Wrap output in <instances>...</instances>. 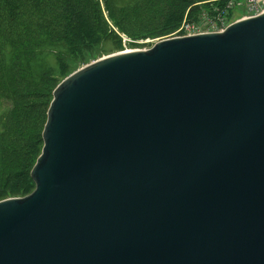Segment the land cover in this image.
Here are the masks:
<instances>
[{"label": "water", "instance_id": "1", "mask_svg": "<svg viewBox=\"0 0 264 264\" xmlns=\"http://www.w3.org/2000/svg\"><path fill=\"white\" fill-rule=\"evenodd\" d=\"M42 141L0 264H264V13L79 68Z\"/></svg>", "mask_w": 264, "mask_h": 264}, {"label": "trees", "instance_id": "2", "mask_svg": "<svg viewBox=\"0 0 264 264\" xmlns=\"http://www.w3.org/2000/svg\"><path fill=\"white\" fill-rule=\"evenodd\" d=\"M100 1L0 0V201L25 197L35 188L30 172L42 150L48 109L38 100L51 101L62 80L107 53L99 49L106 41L120 44V33L135 39L152 34L170 14L157 19L152 0L128 7ZM158 1H168L175 14L194 3ZM180 16L171 17L163 32L173 30Z\"/></svg>", "mask_w": 264, "mask_h": 264}, {"label": "rangeland", "instance_id": "3", "mask_svg": "<svg viewBox=\"0 0 264 264\" xmlns=\"http://www.w3.org/2000/svg\"><path fill=\"white\" fill-rule=\"evenodd\" d=\"M139 1L141 2L142 0H113L114 4L119 6V7H128V6L132 5L134 2L138 3ZM193 2L194 3L188 8L185 7L187 5H183L184 10H182L180 12L181 13V16L179 17L180 19L177 22L176 26L173 28V30L163 32V30L166 28L169 21L171 20V17H173L174 15H179L180 13L175 14L174 9L169 7L168 1H165L164 5H163L158 0H156V1L152 0L149 3V5L152 4L154 6H158V9L153 12L154 16L157 19H159L161 17L162 12H163L162 14L170 13V14H166L164 17H162V20L160 22H158V24L155 26L158 28L152 34H150V32H147L143 36L140 34L142 37H140L138 39L123 35L121 33L117 34L116 33L117 30L113 28V31H115L117 36H119V38L121 39V42H120V44H118L117 41H115V40H109V41H106L105 43H103L102 45H100L99 49L104 48L108 52L100 55L99 59L106 58L108 56H112V55L119 54V53H124V52L148 50L151 47H153V45L159 41L174 38L175 33L181 28V26L184 24V21L186 22V20H189L190 22H197L196 15L199 12H196L194 9V8H196V5L204 4L205 6H210V3H215V5H217V4H224L225 5L226 4L225 0H194ZM100 4L103 5L102 0L100 1ZM220 7H222V6H220ZM188 14H189V16H188ZM104 16L106 17V13H104ZM234 17H235V15H234ZM234 17L231 19V22H233L235 20ZM148 19H154V17L151 16ZM117 45L119 47H117ZM99 59H97V60H99ZM48 63H49V65H51L50 60ZM44 98L38 100V104L40 103L41 108L43 107V109H47V107L49 108L48 105H50L51 101H49V96H47L46 99H44ZM0 111H1V109H0ZM46 115H47V113H46Z\"/></svg>", "mask_w": 264, "mask_h": 264}, {"label": "built area", "instance_id": "4", "mask_svg": "<svg viewBox=\"0 0 264 264\" xmlns=\"http://www.w3.org/2000/svg\"><path fill=\"white\" fill-rule=\"evenodd\" d=\"M225 1V5L210 3V6L201 8L196 15L197 22L184 21V24L175 33L174 38L220 33L234 22L255 18L264 13V0ZM196 6L202 7L205 5L198 4ZM233 17L235 20L231 22Z\"/></svg>", "mask_w": 264, "mask_h": 264}]
</instances>
